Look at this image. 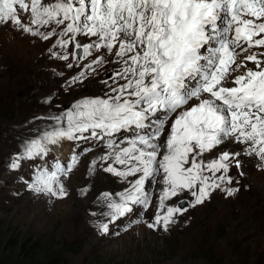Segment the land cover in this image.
Masks as SVG:
<instances>
[{"label": "snow or ice", "instance_id": "1", "mask_svg": "<svg viewBox=\"0 0 264 264\" xmlns=\"http://www.w3.org/2000/svg\"><path fill=\"white\" fill-rule=\"evenodd\" d=\"M22 13L31 17L27 23ZM0 26L53 40L51 55L69 61L68 68L71 60L90 57L69 87L105 63L119 66L102 81V96L84 97L48 117L49 127L23 141L9 163L17 169L32 161L26 187L64 198L61 177L93 144L103 146L91 167L106 165L103 171L129 186L99 194L107 209L100 215L109 218L96 225L99 231L107 233L109 223L137 206H155L145 226L168 231L187 208L166 201L187 192L195 207L216 190L233 196L239 189L231 187L229 173L232 166L242 169L241 153L221 151L203 160L225 142L244 145L264 169V0H0ZM65 140L89 146L62 164L50 153ZM152 184L162 185L155 205L147 191Z\"/></svg>", "mask_w": 264, "mask_h": 264}, {"label": "rangeland", "instance_id": "2", "mask_svg": "<svg viewBox=\"0 0 264 264\" xmlns=\"http://www.w3.org/2000/svg\"><path fill=\"white\" fill-rule=\"evenodd\" d=\"M0 30V264L13 261L14 252L1 251L7 237L18 243L23 238L35 240L40 250L52 252L59 264H264V169L259 167L258 158L243 151L244 145L225 142L203 156L209 162L221 151L241 153L242 169L232 166L229 175L235 182L231 187H241L238 194L243 192L242 197H228L216 190L202 205L190 207L193 198L182 193L165 202L166 206H176L185 201L182 208H187L174 217L176 223L168 231L145 226L156 213L155 206L146 211L137 206L135 213L109 223L107 233L98 230V223L109 220L100 215L107 209L97 200L99 194L119 193L129 186L127 180L103 171L106 165L91 167L105 150L103 146L93 144L91 152L78 157L80 163L68 177H61L67 192L64 198L26 187L34 163L22 161L17 169L9 167L22 142L37 130L47 129L52 123L48 117L71 109L84 97L102 96L107 91L102 81L119 66L105 63L95 72L89 70L82 83L69 87L67 81L79 75L81 65L90 57L71 60L74 67L68 68L69 61L51 55L53 40L44 41L15 28L0 26ZM247 67L254 65L247 62ZM61 145L65 156H70L52 152L50 157L59 158L62 164L89 146L67 140ZM49 163L54 160L49 159ZM161 187L152 184L147 188L154 205Z\"/></svg>", "mask_w": 264, "mask_h": 264}, {"label": "trees", "instance_id": "3", "mask_svg": "<svg viewBox=\"0 0 264 264\" xmlns=\"http://www.w3.org/2000/svg\"><path fill=\"white\" fill-rule=\"evenodd\" d=\"M241 185L240 182H236ZM243 186V184H242ZM236 188H241L237 186ZM244 188V186H243ZM244 191V189H243ZM234 197H242L243 192H236ZM41 245L35 240L21 239L18 242L7 237L2 243L1 251L9 250L14 252L11 264H59L58 258L49 250H40Z\"/></svg>", "mask_w": 264, "mask_h": 264}, {"label": "bare ground", "instance_id": "4", "mask_svg": "<svg viewBox=\"0 0 264 264\" xmlns=\"http://www.w3.org/2000/svg\"><path fill=\"white\" fill-rule=\"evenodd\" d=\"M26 19H28V21L31 19V17L30 16H26ZM6 28H15V27H13V26H9V27H6ZM3 29H4V27H3ZM16 30V29H15ZM1 31V30H0ZM19 34L21 33V32H18ZM36 37V36H35ZM37 38V37H36ZM21 43V42H20ZM24 43V42H23ZM22 45V44H21ZM8 49V48H7ZM20 49V48H19ZM14 51V50H13ZM38 70V69H37ZM59 146H60V148H59ZM59 146H56V149H55V153L57 154V156H62V157H69L70 155H67V156H65V153H66V150H65V148L62 146V145H59ZM62 147V148H61Z\"/></svg>", "mask_w": 264, "mask_h": 264}, {"label": "water", "instance_id": "5", "mask_svg": "<svg viewBox=\"0 0 264 264\" xmlns=\"http://www.w3.org/2000/svg\"><path fill=\"white\" fill-rule=\"evenodd\" d=\"M177 205L182 208L185 205V202L184 201L179 202Z\"/></svg>", "mask_w": 264, "mask_h": 264}]
</instances>
